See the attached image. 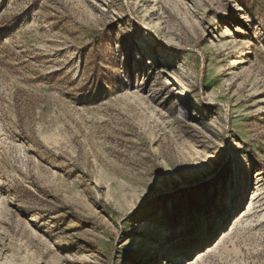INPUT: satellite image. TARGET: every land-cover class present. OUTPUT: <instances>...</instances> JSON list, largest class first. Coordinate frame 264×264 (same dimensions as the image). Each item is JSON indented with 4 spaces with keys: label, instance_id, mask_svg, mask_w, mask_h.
I'll return each mask as SVG.
<instances>
[{
    "label": "rangeland",
    "instance_id": "1",
    "mask_svg": "<svg viewBox=\"0 0 264 264\" xmlns=\"http://www.w3.org/2000/svg\"><path fill=\"white\" fill-rule=\"evenodd\" d=\"M0 264H264V0H0Z\"/></svg>",
    "mask_w": 264,
    "mask_h": 264
},
{
    "label": "bare ground",
    "instance_id": "2",
    "mask_svg": "<svg viewBox=\"0 0 264 264\" xmlns=\"http://www.w3.org/2000/svg\"><path fill=\"white\" fill-rule=\"evenodd\" d=\"M151 258H153V257H151ZM151 258H150V259H151Z\"/></svg>",
    "mask_w": 264,
    "mask_h": 264
}]
</instances>
